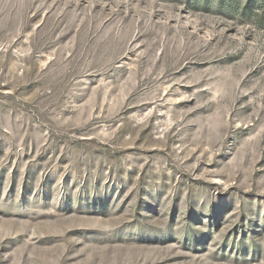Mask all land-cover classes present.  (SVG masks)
Returning a JSON list of instances; mask_svg holds the SVG:
<instances>
[{
    "label": "rangeland",
    "instance_id": "374dc122",
    "mask_svg": "<svg viewBox=\"0 0 264 264\" xmlns=\"http://www.w3.org/2000/svg\"><path fill=\"white\" fill-rule=\"evenodd\" d=\"M0 264H264V0H0Z\"/></svg>",
    "mask_w": 264,
    "mask_h": 264
}]
</instances>
